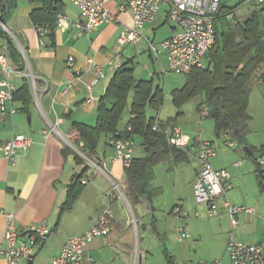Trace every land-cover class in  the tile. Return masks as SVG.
I'll return each instance as SVG.
<instances>
[{"label": "crops", "instance_id": "obj_1", "mask_svg": "<svg viewBox=\"0 0 264 264\" xmlns=\"http://www.w3.org/2000/svg\"><path fill=\"white\" fill-rule=\"evenodd\" d=\"M18 1H7L8 5L10 3L14 7L6 24L0 21V48L5 42V35L13 40L20 54L21 48L24 53L21 55L26 65V72H30L35 81V95L32 92L30 80L27 78L32 97L31 102L26 111H23L20 109L21 102L13 100L12 106L17 109L16 113L12 116L7 114L2 117L0 115V144L13 136L25 135L32 140V145L26 152L19 153L13 162L7 161L0 152V242L6 227V218L3 212L13 215L14 224L19 231L45 222L48 232L46 239L32 247L31 258L23 259L17 264H49L54 257L59 255L68 238L86 232L98 217L109 208L112 214L110 232L106 236L95 238L85 248L81 264H130L133 255L136 257L137 254H133V237L135 234L138 235L140 229L143 234L146 233L148 237L160 241L169 237L165 231H161L163 218L158 219L156 217V207L161 205L165 208L166 205L164 202L161 203L162 200L159 199L163 194L162 187H152L155 176L154 169L164 164L165 166L160 169L169 172V170L173 171V166L193 161L194 165L191 167V174L188 177L186 193L179 194L176 191L174 192L175 195L168 196L166 200L168 202L167 208H171L168 211L169 215H174L172 214L173 208H179L181 211H188L191 214L197 210L198 206L194 200L193 182L199 172V165L194 159L193 153L183 151L187 155V159H184L179 152H175L168 160L157 163L153 167L150 188L156 190V194L152 199L141 196L136 204L131 206L124 194L126 188L124 169L121 163L114 159L113 148L110 144L112 135L100 134L94 144V151L88 153L87 150L83 149V142L79 138L74 123L88 127L96 125L98 100L104 95L108 83L117 69L109 65L108 60L118 52L120 64H126V68L132 70L135 80L152 81L154 87L158 86L157 80L164 74L163 63L166 64L164 53L160 51L157 57H154L147 50L140 51L136 47L142 41L145 43L147 39L151 41L146 37L144 31L151 32L156 28V23L160 25L169 20L171 22L169 37L173 34L175 26L167 16V7L161 6L153 20L145 24L142 33L143 36L145 35L144 39L137 45L120 44L124 25L129 26L131 24V16L128 13L118 14V22L104 24L94 29L88 37L80 35L74 27L63 26L54 30L51 44L49 37L39 39L35 30L36 26L30 19L31 12L39 10L42 4L38 1L30 2L27 0L26 8L20 10ZM61 1L64 4V9L59 14H64L72 21L80 20L78 10L66 0ZM254 1L240 0L236 6H243ZM65 2L69 3L72 8H69ZM117 3L118 1L112 0L106 5L113 14L117 13ZM1 4H6V0H0V19L3 15ZM221 4L226 6L222 0ZM235 9L228 18L236 19ZM160 15L161 17H159ZM69 57L73 58L72 68L67 67L66 62ZM87 58H93L102 68L103 76L97 81H95L93 68L87 63ZM204 64L206 66V60H204ZM13 82L16 89L21 87L23 83L19 76L14 77ZM183 85L174 89H179ZM255 86L262 87L264 82L253 81L250 92ZM130 101L122 114L117 132L123 133L131 130L128 125L129 119L133 118L129 112ZM184 105L180 108L173 105L178 110L176 116L162 122L167 123L168 120L172 119L170 122L180 128L177 120L183 116L181 109ZM9 107L10 104L7 105V109ZM153 114L150 115L153 116ZM199 116L201 119L206 118L200 114ZM211 121L215 138L222 139L224 143L223 136L216 137L214 121L212 119ZM251 121L250 116L248 133ZM51 127L55 128L54 132L45 138L43 132L49 131ZM181 132L191 145L196 138L194 130L188 132L181 129ZM209 141L214 145L212 140L209 139ZM226 147V149L222 148L220 157L217 154L211 159V164L215 170H226L231 177L232 189L226 194L228 201L233 205L251 206L255 211V215L250 214V216L255 217L254 223L247 222L249 217L246 214L238 215L237 226L233 230L234 237L241 244L260 245L264 249L262 234L264 198L262 199L260 196L262 189L259 186V180L261 179L257 176L255 160L248 157L245 150L241 152L234 149V146L229 147L227 145ZM140 148L143 153L136 156L134 155V145V159L145 156L144 147L140 145ZM219 150L218 147V153ZM262 150L264 151V146L258 150L254 147L253 157H256V154ZM244 155L251 161L250 164L242 159ZM246 175L248 176L246 180L251 188L244 186L243 177ZM77 176L81 182L79 189L68 196V191L72 185L74 186ZM83 180L87 182L82 184ZM252 181L256 183L257 189H253ZM176 183L173 186L178 188ZM114 184L118 185L119 193L112 191L113 195L109 201L106 194L113 189ZM119 199L128 208L129 213L132 210L131 219L117 216L118 212L114 208L120 202ZM134 207L138 208L140 220L134 217ZM219 209L220 215L214 219L222 217L224 222L225 220L228 221V227L226 231L225 228L219 227L223 232V239L215 253L210 247L209 258L219 254L221 248L225 246L230 228L229 217L221 202H219ZM159 210L161 211V209ZM202 210L204 212V209ZM198 212L196 213L199 215ZM190 214L185 218L177 217L183 220L185 224L188 223L189 219H199L195 217V214L191 216ZM198 228L203 230L204 224ZM190 239L191 237L183 240L184 242L177 239V242L185 243ZM24 241H27V236L21 234L18 243ZM196 241L195 238L193 244L185 243L186 248L189 250L192 248L194 252L186 255L189 261L192 260L191 256L197 253V249L203 248L197 247L200 243L194 244ZM162 253L167 264L174 263V256H171L165 247ZM228 259L221 254L219 262L220 264H233ZM208 260H202L200 264H210ZM0 264H6L3 258H0ZM138 264H152L149 253L139 255Z\"/></svg>", "mask_w": 264, "mask_h": 264}, {"label": "built area", "instance_id": "obj_2", "mask_svg": "<svg viewBox=\"0 0 264 264\" xmlns=\"http://www.w3.org/2000/svg\"><path fill=\"white\" fill-rule=\"evenodd\" d=\"M74 6L79 13L80 20L72 21L64 14H58L54 30L63 26H71L78 30L80 35L88 37L94 29L104 25L118 22V14L128 13L131 16V24L124 25L120 36V44L130 43L137 45L144 39L143 28L151 22L161 6L167 7V16L173 22L175 31L167 39L154 43L147 39V51L157 57L161 51L166 58V67L173 73L187 75L193 69H203L206 54L214 46L216 39L215 19L221 6V0H115L117 13L113 14L107 9V4L112 0H66ZM263 3L264 0H257ZM2 27H5L2 25ZM39 39L45 38L52 30L36 27ZM21 54L24 55L21 50ZM67 67H73V58L67 60ZM95 74V81L103 76L101 66L93 58H87ZM108 64L114 68L120 67V54H114ZM15 76H24L30 80L32 92L35 95V81L30 72H20L12 64L6 42L0 48V115H14L17 111L12 106L13 94L16 90L13 79ZM10 104L9 109L7 105ZM154 128H159L158 120L154 121ZM55 128L43 132L46 138ZM167 143L177 149L193 153V157L199 165V172L193 182L194 200L198 206H205L207 215L215 218L220 215L219 202L226 210L229 217L230 232L225 245V252L233 264H264V249L260 245H244L236 241L233 230L237 226V217L240 214H254L252 208L240 205H232L226 194L232 189L231 177L226 170H215L211 159L216 155L212 142L201 140L199 136L189 145L182 135L181 129L174 125L163 131ZM114 159L119 161L125 170L134 159L133 140L124 133L117 132L111 138ZM229 147L232 142L226 143ZM32 145V140L25 135H16L0 144V152L7 161L13 162L19 153L26 152ZM255 165L261 174V189L264 193V151L255 157ZM87 181L83 180L82 184ZM112 191L119 193L118 185L108 192L107 198L111 201ZM172 214L182 218L188 217L182 214L179 208H173ZM6 218V227L0 242V258L6 264H17L23 259L32 256V247L38 242H43L47 237L45 222L24 228L19 231L13 215L3 212ZM197 216V214H195ZM112 214L107 208L95 221V223L83 234L71 236L63 245L59 255L54 257L49 264H81L85 248L98 237L106 236L110 232ZM133 223V221H132ZM264 235V219L262 222ZM178 241L190 237L185 228H178ZM21 234L27 236V241L18 243ZM210 264H220L213 261Z\"/></svg>", "mask_w": 264, "mask_h": 264}, {"label": "trees", "instance_id": "obj_3", "mask_svg": "<svg viewBox=\"0 0 264 264\" xmlns=\"http://www.w3.org/2000/svg\"><path fill=\"white\" fill-rule=\"evenodd\" d=\"M7 1L6 4H1L3 15L0 21L5 24L14 7L10 3L8 5ZM28 1H38L42 4L39 10L31 12L30 19L34 26L52 30L47 36L52 44L54 25L58 14L64 9L63 2ZM233 9L235 7L230 8L221 4L215 19V44L205 56L206 66L203 69H193L185 75L184 85L171 92V99L172 104L180 108L194 98L200 97L196 104V112L214 121L216 137L223 136L225 144L235 141L238 145L246 147L248 157L255 160L254 148L247 145L246 136L250 120L248 113L250 87L253 81L264 82V9L254 10L243 21L228 18L229 14L232 15ZM5 42L14 67L20 72H26L24 59L13 40L5 35ZM19 77L23 83L15 90L13 100L21 102L20 109L26 111L32 97L27 78ZM129 101V112L133 115L128 121L131 130L123 133L131 139L138 136L145 151L143 158L133 159L132 164L124 170L126 180L124 194L132 206L141 196L152 199L156 194V190L150 188V181L153 178V167L157 163L168 160L175 152H179L184 159H187V155L183 150L167 143L163 131L175 125L170 122L172 119L163 123L150 115L157 113L162 107L163 90L159 86L154 87L152 81L135 80L132 70L126 68V64H121L115 70L104 95L98 100L96 125L88 127L74 123L84 150L88 153L93 152L100 134L114 137ZM156 120L159 128H154ZM256 172L261 179L260 172L257 169ZM80 183L77 176L73 188L71 186L68 191V196L77 192ZM259 186L261 188V180Z\"/></svg>", "mask_w": 264, "mask_h": 264}, {"label": "rangeland", "instance_id": "obj_4", "mask_svg": "<svg viewBox=\"0 0 264 264\" xmlns=\"http://www.w3.org/2000/svg\"><path fill=\"white\" fill-rule=\"evenodd\" d=\"M227 7L234 8L238 4L240 0H222ZM66 5L69 8H72L71 5L67 2H65ZM20 10H23L27 6V0H19L18 1ZM264 8V3H259L257 1L253 3H248L243 6H239L235 9V17L239 21H242L245 19L252 11L255 9ZM161 17V15L159 16ZM170 28H171V22L168 20L166 23L157 25L154 30H151V32H145V35L147 38H149L153 42H160L164 39H167L170 35ZM9 35V33H8ZM144 35V36H145ZM140 51H146L147 46L145 41H142L138 44L136 47ZM137 50V51H138ZM164 66V74L159 77V80H157V85L163 90V106L160 108V110L157 113L153 114V117H156L158 120L166 121L169 118L175 117L178 110L175 109L171 102V90L174 88H178L185 82L186 76L182 74L173 73L171 71L167 70L166 64L163 63ZM156 86V85H155ZM200 101V98H195L193 101H190L182 107L181 111L183 113V116L178 118V125L182 130H186L188 132H192L194 130V133H196V137L199 136L201 140L209 141L212 140L214 142L215 150L217 151L219 147V153L217 151L216 155L220 157L222 154V151L226 149L227 144L223 143L222 139H216L213 133V127H212V121L209 118L201 119L199 114L196 113L195 108L196 104ZM248 113L252 118V121L249 125V133L246 136L247 145L252 148L260 149L264 146V86H255L252 88L250 95H249V104H248ZM200 134V135H199ZM208 139V140H207ZM134 145H135V152L134 155L139 156L143 153L142 149L140 148L141 145V139L138 136H133ZM211 142V141H210ZM233 143L234 149H238L241 152H244V146L238 145L237 142L231 141ZM259 153L256 154V156ZM242 159L247 162V164H250L251 161H249L248 157L245 155L242 156ZM194 165L193 161H189L184 164H179L176 166H173V171L169 170V172L163 171L162 166L159 165L154 169V179L152 181V187H162L163 194L159 197L162 202L165 203L164 206H157L154 205L157 209L156 217L159 219L160 217L163 218V224L161 231L166 232V235L169 237L166 240L160 241L159 239L148 237V235L143 234L142 230L140 229L138 231V235L135 234L133 237L132 242V248H133V254H136V257H134L132 260H130V264H138V258L139 255L142 253H149V258L152 261V264H167L164 256H163V248L165 247L169 254L171 256H174L175 261L173 264H200L202 260H208V262L213 261H219L221 258V254L224 255L226 259L227 253L225 252V246L221 248V251L219 254L213 255L211 258H209L210 253V247H212V252L215 253L220 245L221 240L223 239V232L219 229L225 228V231L228 227V221L225 220V222L222 220V217L220 219H214L210 218L207 215L206 207L200 206L202 208H199L197 206V210H194L191 214L188 211H182V214H187L190 216L195 214L196 212L199 213L196 218L199 219H189L188 223L185 224L183 220L178 218L175 215H169L168 211H170L171 208L168 207V202H166L167 197L170 195H175L174 192L178 191L179 194H185L188 188V177L191 174L192 166ZM175 169V172H174ZM248 179V176L243 177V183H245L246 188H251L249 182L246 180ZM177 182V183H176ZM176 183V186L178 188L174 187L173 185ZM248 184V186H247ZM253 189H257L256 183L252 181ZM262 194V195H261ZM260 194L261 198H264V193L262 192ZM185 199V196H184ZM120 202H118L115 206V211L118 212V217H127L128 219H131V212L129 213L128 208L125 206V204L122 203L121 199H119ZM160 202V201H159ZM233 205V204H232ZM170 206V205H169ZM240 206V205H236ZM249 208L253 207L247 206ZM161 209V211L159 210ZM204 209V212L203 210ZM202 210V211H201ZM134 217L137 218V220H140L138 208H133ZM255 212V211H254ZM255 215V213H254ZM249 217L248 223H254L255 217L252 215H246ZM217 218V217H215ZM202 224H204V228H198V226L202 227ZM164 225V226H163ZM192 225V229H191ZM134 228V227H133ZM178 228H185L190 235L191 239L185 243H191L193 244V239L196 238V242L194 244L200 243L197 247H203L197 249V253L192 257V260H187L186 255L192 254L193 249L186 248L185 243H178L177 237H176V230ZM230 228L228 231L229 235ZM200 235H199V234ZM263 234V231H262ZM199 235V236H197ZM228 238V236H227ZM264 238V235H263ZM139 239V240H138ZM201 239V240H200ZM227 241V239H226ZM225 241V245H226ZM184 242V241H183ZM192 247V246H191ZM204 249V250H203ZM213 257H216L213 259ZM173 258V260H174ZM229 260V259H228Z\"/></svg>", "mask_w": 264, "mask_h": 264}, {"label": "water", "instance_id": "obj_5", "mask_svg": "<svg viewBox=\"0 0 264 264\" xmlns=\"http://www.w3.org/2000/svg\"><path fill=\"white\" fill-rule=\"evenodd\" d=\"M244 150L247 151L248 149L246 147H244Z\"/></svg>", "mask_w": 264, "mask_h": 264}]
</instances>
